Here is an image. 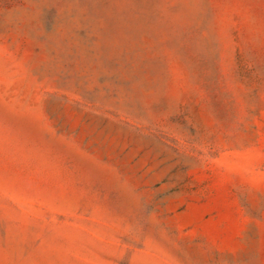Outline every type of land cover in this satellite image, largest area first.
<instances>
[{"label": "rangeland", "instance_id": "rangeland-1", "mask_svg": "<svg viewBox=\"0 0 264 264\" xmlns=\"http://www.w3.org/2000/svg\"><path fill=\"white\" fill-rule=\"evenodd\" d=\"M0 264H264V0H0Z\"/></svg>", "mask_w": 264, "mask_h": 264}]
</instances>
